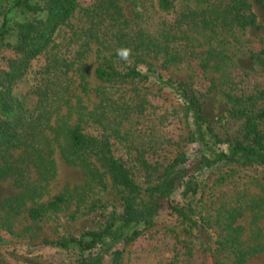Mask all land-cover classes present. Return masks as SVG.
I'll list each match as a JSON object with an SVG mask.
<instances>
[{
	"label": "rangeland",
	"instance_id": "rangeland-1",
	"mask_svg": "<svg viewBox=\"0 0 264 264\" xmlns=\"http://www.w3.org/2000/svg\"><path fill=\"white\" fill-rule=\"evenodd\" d=\"M12 4L1 1L0 27L5 18L10 32L0 72L14 58L15 25L45 17ZM236 14H252L259 28ZM121 48L131 49L126 61ZM104 59L148 78L102 81ZM165 82L199 98L214 135L241 139L243 112L264 110L263 10L253 0H78L11 88L22 118L0 148V264H75L79 250L42 243L78 238L121 213L119 188L92 152L73 147L76 132L107 140L142 188L176 158L198 155L192 120ZM196 185L172 195L180 213L164 210L106 264H264V165L219 164Z\"/></svg>",
	"mask_w": 264,
	"mask_h": 264
},
{
	"label": "trees",
	"instance_id": "trees-1",
	"mask_svg": "<svg viewBox=\"0 0 264 264\" xmlns=\"http://www.w3.org/2000/svg\"><path fill=\"white\" fill-rule=\"evenodd\" d=\"M253 1L264 12V0ZM160 6L167 8L163 2ZM77 7L78 0H13L12 8L20 13L32 15L45 13V17L33 18L14 27L16 36L13 46L14 58L8 61L7 69L0 72V148L15 141L22 118V104L14 101L11 95L13 83L23 76L29 62L48 48L54 33L74 14ZM235 20L243 27L259 28L252 14H236ZM9 32L4 18L0 27V42ZM96 74L102 81L148 78L135 66L120 71L107 59H104ZM164 84L175 89L183 101L185 110L192 120L193 130L190 139L203 149L199 150L198 155L192 157V160L185 156L176 158L166 166L157 179L147 180L146 186L142 188L136 183L126 165L112 155L107 140H98L76 132L71 139L73 147L92 152L102 162L111 180L120 190L122 210L102 227L86 231L78 238L54 242L46 240L43 245L62 249L72 247L79 250L81 256L75 264H106L107 256H112L113 260L117 261L121 253L115 249L118 244L129 243L138 236L142 228L153 227L156 218L164 210L180 211L170 205L172 195L178 190H182L186 195L195 193L198 187L196 177L202 171L219 164L264 165V110L256 113H248L245 110L242 138L222 140L213 134L205 118L202 103L191 90L181 84L175 86L170 82ZM208 140H211L212 144H223L227 147L225 150H213L207 145ZM37 213L38 210L31 212L33 217Z\"/></svg>",
	"mask_w": 264,
	"mask_h": 264
},
{
	"label": "clouds",
	"instance_id": "clouds-1",
	"mask_svg": "<svg viewBox=\"0 0 264 264\" xmlns=\"http://www.w3.org/2000/svg\"><path fill=\"white\" fill-rule=\"evenodd\" d=\"M117 55L121 60L126 61L131 56V49L128 48L117 49Z\"/></svg>",
	"mask_w": 264,
	"mask_h": 264
}]
</instances>
